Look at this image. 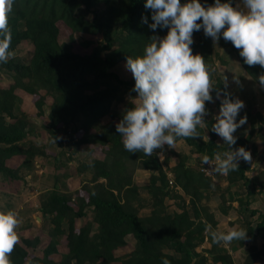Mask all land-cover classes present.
<instances>
[{
    "label": "trees",
    "instance_id": "16d2710c",
    "mask_svg": "<svg viewBox=\"0 0 264 264\" xmlns=\"http://www.w3.org/2000/svg\"><path fill=\"white\" fill-rule=\"evenodd\" d=\"M144 2L14 0L8 17L9 51L13 53L25 42L29 46L26 58L9 56L7 62L0 63L12 73L10 79L0 82V175L22 179V170L31 169L35 157L43 155L36 145L25 143L32 131L29 111L41 119L42 136L58 138L62 129L70 127L75 144L98 142L107 146L111 158H95L81 166L84 170L93 166L95 177L105 178L106 185H82L75 194L57 189L49 195L40 211L50 218L53 230L17 237L8 256L10 264H162V259L169 264H232L229 255L204 254L196 249L208 226L217 224L212 214L203 216L197 207L203 188L213 186L209 175L194 169L185 156L171 169L173 182L191 196V212L179 195L170 197L166 189L170 180L159 163H154L157 172L145 186L146 198L141 197L128 170L129 161L138 157L124 149L114 122L136 103L130 100L120 107L126 93H135L131 91L135 81L125 67L126 57L141 55L152 36L162 37L167 32L160 28L152 31L142 22V17H147L151 23ZM212 2L207 0V4ZM79 33L84 39L78 41ZM194 35L204 37L201 45L213 42L202 29ZM220 39L258 81L264 68L244 64L239 50ZM217 91L215 85L212 94ZM25 95L30 98L27 111L21 107ZM214 122L207 120L208 140L202 138L201 126H197L198 135L176 139H184L210 159L223 154L230 149L216 141L211 131ZM240 146L249 151L248 141L239 138L231 148ZM251 164V160H243L235 171L228 172L229 179H241L248 186ZM252 193L249 189L248 195ZM176 197L181 202L174 201ZM251 204L252 198L241 200L251 217L257 215L255 223L248 220L249 236L264 242V213ZM144 208L150 212L141 215ZM60 236H64L62 243Z\"/></svg>",
    "mask_w": 264,
    "mask_h": 264
},
{
    "label": "rangeland",
    "instance_id": "374dc122",
    "mask_svg": "<svg viewBox=\"0 0 264 264\" xmlns=\"http://www.w3.org/2000/svg\"><path fill=\"white\" fill-rule=\"evenodd\" d=\"M77 38L78 41L84 39L80 33L77 34ZM64 40L68 41L67 38ZM200 40L203 41L204 37L194 35L191 47L194 55L200 54L204 58L212 87L210 94L213 96L212 102H205L206 115L203 117L204 122L200 125L204 129L202 138L209 139L211 133L206 124L207 120L215 119L219 111L220 100L216 99L217 92L212 94L214 86L217 85V90L221 93L226 91L230 97L239 98L244 102V107L240 110L237 119L243 116L246 117V122L238 127L233 135L248 141L252 164L247 171L250 178L248 186L241 179L230 180L228 173L212 172L209 175L213 180V186L203 188V196L197 200V207L203 216L212 214L217 224L208 226L196 249L204 254L229 255L232 264H264L263 240L249 236L248 220L255 223L257 215L251 217L245 210V206L241 205V200L245 201L252 198L251 207L257 208L260 213H264V87L252 78L232 54V51L223 44L222 39L204 45L199 43ZM28 46L27 42L23 43L10 57L19 58L23 56L26 58ZM11 75V72L2 69L0 66V82L10 79ZM136 95V93L133 95L129 92L126 93L120 107H123L130 100L138 103L134 99ZM29 103L30 98L25 95L21 107L27 111ZM29 115L32 131L28 134L25 143L36 145L43 152V155L35 157L31 169L22 170V179L10 180L0 175V212L11 210L16 213L18 219L15 229L17 237L27 236L32 231L43 230L45 233H49L53 230L50 218L40 211L44 201L57 189L64 192L69 190L75 194L76 191L80 192L82 185L89 187L100 183L106 185L105 178L95 177L93 166L86 170L82 169L81 166L84 163L91 164L95 158H111L107 154V146L98 142L90 140L81 145L75 144L72 140L73 134L70 127L62 129L58 138L42 136L40 134L41 119L30 111ZM114 122L118 123L119 119H115ZM216 141L224 143L218 135H216ZM131 154L138 158L129 161L128 170L133 183L138 187L143 198L149 197L145 186L149 183L152 173L157 172L154 169V163H159L162 166L167 174V181L173 179L174 182L175 174L171 169L174 164L182 159V156L187 157V163L196 170L202 167L208 168L201 162L204 156L196 152L184 139H176L173 147L164 145L162 149L154 150L150 156H146L142 152ZM219 155L222 156L223 154ZM211 160L215 163L214 158ZM242 163L243 160H240L239 164ZM174 182L166 183L170 197L179 195L186 201L189 210L193 212L190 194L185 193ZM249 189L253 191L250 196L248 195ZM119 197H121L120 194ZM179 197H176L174 201L181 202L182 199ZM149 212L150 208H144L140 214L146 215ZM233 228L242 229L246 233L245 239H234L227 243L213 242L211 238L213 231L226 232ZM96 229L97 226L95 225L93 230ZM58 239L62 243L64 236H60ZM131 242L136 243L133 239ZM65 248L63 245L61 246L62 251ZM166 251L174 252L173 249L167 248ZM215 264L222 263L218 261Z\"/></svg>",
    "mask_w": 264,
    "mask_h": 264
},
{
    "label": "clouds",
    "instance_id": "9594fccd",
    "mask_svg": "<svg viewBox=\"0 0 264 264\" xmlns=\"http://www.w3.org/2000/svg\"><path fill=\"white\" fill-rule=\"evenodd\" d=\"M13 3L0 0V63L12 54L8 17ZM144 8L150 10L151 23L147 17H142V22L152 31L160 28L167 32L162 37L152 36L141 55L126 57L125 67L135 81L131 91L137 94L134 99L138 103L124 110L115 130L125 150L150 156L164 145L173 147L178 137L198 135L197 126L206 115L205 102L213 101L209 70L191 47L194 31L202 29L214 42L220 38L230 41L244 64L264 68V0H213L211 4L207 0H145ZM258 82L264 87V74ZM216 99L220 105L211 131L230 150L216 155L215 163L208 156L201 162L213 173L227 174L238 168L240 160H251L245 147L231 148L237 139L233 133L246 122V117L237 119L244 102L226 91H217ZM17 224L15 212H0V264H10ZM245 237L242 229L235 228L211 233L216 243ZM162 264L169 261L162 259Z\"/></svg>",
    "mask_w": 264,
    "mask_h": 264
},
{
    "label": "built area",
    "instance_id": "2783aa9c",
    "mask_svg": "<svg viewBox=\"0 0 264 264\" xmlns=\"http://www.w3.org/2000/svg\"><path fill=\"white\" fill-rule=\"evenodd\" d=\"M207 167H208V165H206ZM209 168H204V167H202L201 168V171H204V172H206L208 175H210L211 173H212V171L209 169ZM170 183H173V180L172 179H170Z\"/></svg>",
    "mask_w": 264,
    "mask_h": 264
}]
</instances>
